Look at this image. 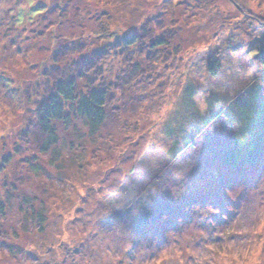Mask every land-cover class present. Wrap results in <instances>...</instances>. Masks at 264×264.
Instances as JSON below:
<instances>
[{"label": "rangeland", "instance_id": "374dc122", "mask_svg": "<svg viewBox=\"0 0 264 264\" xmlns=\"http://www.w3.org/2000/svg\"><path fill=\"white\" fill-rule=\"evenodd\" d=\"M263 44L264 0H0V264H264ZM71 77L105 120L43 152Z\"/></svg>", "mask_w": 264, "mask_h": 264}, {"label": "trees", "instance_id": "16d2710c", "mask_svg": "<svg viewBox=\"0 0 264 264\" xmlns=\"http://www.w3.org/2000/svg\"><path fill=\"white\" fill-rule=\"evenodd\" d=\"M133 44V41H129ZM260 58L264 67V44L260 48ZM215 61H210L213 66ZM59 81L52 90L47 91V96L42 99L37 107L40 126L47 137V141L42 145L43 152H48L58 143L57 129L54 124L57 121L69 123L73 112L84 113L87 120L96 131L105 120L103 108L106 106L108 93L104 89L93 88L88 93L76 90V78L68 80L58 78ZM78 101V102H77ZM77 102V103H76ZM76 103L75 106L72 105Z\"/></svg>", "mask_w": 264, "mask_h": 264}]
</instances>
